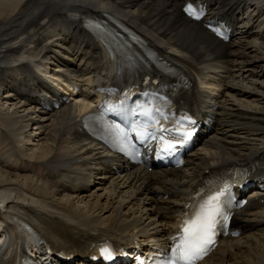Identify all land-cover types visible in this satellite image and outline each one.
<instances>
[{"label":"bare ground","instance_id":"6f19581e","mask_svg":"<svg viewBox=\"0 0 264 264\" xmlns=\"http://www.w3.org/2000/svg\"><path fill=\"white\" fill-rule=\"evenodd\" d=\"M206 1L231 17L238 13L241 18L245 2L254 4L251 12L257 6L260 10L249 14L240 35L224 44L184 17L178 0H0V146L10 137L18 147L17 153L10 155L0 148V204L9 200V208L18 212L14 203L29 202L32 207L28 205L26 214L18 212V216L27 217L46 235L58 232L65 237L62 243L122 234L163 239L179 209V196L202 169L220 161L255 156L264 146V30L251 28L264 23V0ZM106 10L149 36L156 48H177L209 68L214 64L207 60L229 58L235 74L227 83L229 97L219 102L222 125L189 158L190 170L172 175L162 170L151 175L133 168L111 174L103 163L105 154L87 142L77 127L76 116L84 107L69 104L52 113H39L34 105L21 103L18 93L13 98L2 91L26 77L37 80L29 62L42 64L51 58L56 62L55 71L61 66L79 69L87 74L86 82L98 80L109 60L99 49L100 40L84 32L80 24L89 12ZM166 57L192 65L173 54ZM240 76L243 79L239 80ZM96 174L102 175L94 177ZM167 193L170 198L164 199ZM236 224L243 227L244 235L227 240L202 264H224L228 257L237 256L242 245L247 246L243 240L238 247L243 238L264 244V204L237 214ZM248 250H252V261L234 257L231 264H264V250L254 246Z\"/></svg>","mask_w":264,"mask_h":264},{"label":"snow or ice","instance_id":"6c2138e0","mask_svg":"<svg viewBox=\"0 0 264 264\" xmlns=\"http://www.w3.org/2000/svg\"><path fill=\"white\" fill-rule=\"evenodd\" d=\"M186 11L194 14L191 7L186 9ZM137 107L142 109L139 113L132 109H126L123 102L120 105L112 106V110L126 112L131 121L127 129L113 126L114 135L121 149L123 150L131 146L130 136L131 134H135L139 140L159 141L160 150L163 152L175 150L176 144L179 141L175 138L169 139L164 135L169 130L157 119V115L163 116L160 109L145 105H137ZM136 115L147 117L151 123L145 122L142 125H137L131 119ZM163 118L167 119V117ZM182 119L191 121V117L189 116H184ZM150 128L154 131H149ZM175 131H179V129H175ZM190 135V131H185L183 133V139H187ZM221 195L222 191H209L199 201L190 206L189 212L185 214L182 220L179 232L173 237L175 243L171 249V254L162 264H197L199 260L208 254L210 247L215 243V228L218 217L223 216L220 200ZM100 254L108 261L114 259V252L107 245L100 248Z\"/></svg>","mask_w":264,"mask_h":264},{"label":"rangeland","instance_id":"374dc122","mask_svg":"<svg viewBox=\"0 0 264 264\" xmlns=\"http://www.w3.org/2000/svg\"><path fill=\"white\" fill-rule=\"evenodd\" d=\"M16 181L17 182V178H14V177H12V181ZM18 185H19V183H17ZM15 186V185H13V186H11L12 188H18L19 186ZM7 188H9V187H7ZM16 188V189H17ZM10 189V188H9ZM21 190V189H20ZM93 190V189H92ZM50 191H53V190H50ZM65 197H67V196H65ZM58 198H59V200L60 199H64L63 198V196H58ZM70 198H72V197H70ZM76 204L78 205V202L76 201ZM76 205V206H77ZM78 211H82V210H78ZM82 212H90V211H82ZM243 240H245L246 242V247L244 248L243 247V245H242V241ZM262 242H263V240H262ZM242 245V247H241V250H240V252H239V250H238V252H237V256H233V257H228L227 258V260H231V259H234V257H238L237 259H244L245 260V262H247V261H252V259H251V257H250V253L252 252V250H248L249 248H251L252 246H254V248L255 247H257V249L259 250V248H260V250H264V244L263 243H259V244H257L253 239H250V240H247L246 238H243V239H241L240 241H239V245H238V247H240ZM259 247V248H258ZM254 260V259H253ZM244 262V263H245ZM233 263V262H232ZM225 264V263H224Z\"/></svg>","mask_w":264,"mask_h":264}]
</instances>
